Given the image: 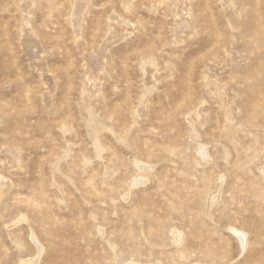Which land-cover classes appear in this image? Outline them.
<instances>
[{
    "label": "rangeland",
    "instance_id": "rangeland-1",
    "mask_svg": "<svg viewBox=\"0 0 264 264\" xmlns=\"http://www.w3.org/2000/svg\"><path fill=\"white\" fill-rule=\"evenodd\" d=\"M0 264H264V0H0Z\"/></svg>",
    "mask_w": 264,
    "mask_h": 264
}]
</instances>
